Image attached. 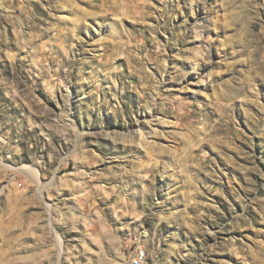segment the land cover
Listing matches in <instances>:
<instances>
[{"label":"rangeland","instance_id":"1","mask_svg":"<svg viewBox=\"0 0 264 264\" xmlns=\"http://www.w3.org/2000/svg\"><path fill=\"white\" fill-rule=\"evenodd\" d=\"M264 264V0H0V264Z\"/></svg>","mask_w":264,"mask_h":264},{"label":"bare ground","instance_id":"2","mask_svg":"<svg viewBox=\"0 0 264 264\" xmlns=\"http://www.w3.org/2000/svg\"><path fill=\"white\" fill-rule=\"evenodd\" d=\"M146 259V251L141 250L137 253V257L134 259V264H144Z\"/></svg>","mask_w":264,"mask_h":264}]
</instances>
